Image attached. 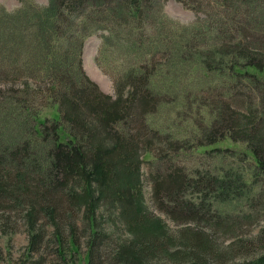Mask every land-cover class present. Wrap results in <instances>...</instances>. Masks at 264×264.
<instances>
[{
	"label": "rangeland",
	"instance_id": "obj_1",
	"mask_svg": "<svg viewBox=\"0 0 264 264\" xmlns=\"http://www.w3.org/2000/svg\"><path fill=\"white\" fill-rule=\"evenodd\" d=\"M33 1L41 7L50 3ZM28 4L25 0H0V8L8 13L26 9ZM155 11V20L162 22L167 17L180 26L184 47L187 34L198 31L208 21L204 12L188 9L179 0H157ZM124 40L109 42L108 34L99 31L85 40L80 58L85 77L105 96L119 99L121 92L127 109L126 99L132 98L140 83L138 78L128 77L139 67L130 61ZM182 56L193 60L185 53ZM172 61L175 66L166 62L162 69H154L153 78L161 86L171 84L170 72H181L177 60ZM50 68L56 70L54 65ZM5 72V67L0 68V264H264V178H257L260 171L255 160L246 155L244 138L239 137L236 143L227 140L218 153L209 150L191 155L184 172L192 181L173 193L178 188L177 183L169 181L176 171L174 159L185 151L179 147L197 146L187 138L196 117L184 116L181 111L178 116L169 105L167 112L151 113L141 106L139 95L132 103L134 110L132 105L127 110L128 114L134 112L129 117L136 123L129 127L131 133L137 126L141 132L135 154V159L140 160L139 181L135 167L130 171L125 165L123 170L115 171L114 182L76 177L61 184L54 174L46 172L45 162L36 163L41 154L35 156V150L29 156L18 152L27 132L17 131L13 110L19 114L21 107L29 103L25 98L32 93L25 89L26 85L38 88L41 83L11 78ZM121 76L122 90L115 84ZM190 89H202L206 94L212 90L209 84L197 83ZM219 92L221 89L213 90ZM49 105L45 102L43 107H36L41 120L61 115L51 107L52 103ZM85 105L89 106L87 102ZM231 107L235 108L237 125L247 126L245 104L239 101ZM70 111L67 108L64 116ZM211 118L206 108V121ZM160 130L176 135L160 136ZM7 141L11 147L3 154L1 148ZM228 143L236 145L229 147ZM201 174L206 180L196 185ZM217 178H230L237 187L233 186L231 193L214 187L213 180ZM131 182L134 187L139 185L141 196L123 199L114 193L115 187L125 190ZM199 203V213L187 212Z\"/></svg>",
	"mask_w": 264,
	"mask_h": 264
},
{
	"label": "trees",
	"instance_id": "obj_2",
	"mask_svg": "<svg viewBox=\"0 0 264 264\" xmlns=\"http://www.w3.org/2000/svg\"><path fill=\"white\" fill-rule=\"evenodd\" d=\"M25 1L29 2L28 7L15 13L0 8V68L5 67L8 77L41 83L38 88L26 85L25 89L32 93L25 98L29 103L20 108L19 114L13 110L17 131L27 132L19 144L20 155L24 152V156H29L33 150L35 156L41 154L36 163L45 162L46 172L54 174L61 184L76 177L114 182L115 171L123 170L125 165L130 171L135 167L139 181L140 160L135 159V154L141 132L137 126L136 132L131 133L129 127L136 123L129 117L134 112L128 114L127 110L130 105L134 110L132 103L140 95L141 106L151 113L167 112L169 105L178 116L181 111L184 116L196 117L187 138L197 146L179 147L185 151L174 159L176 171L169 181L177 183L178 188L173 193L192 181L184 172L191 155L209 150L218 153L224 142L231 139L236 143L239 137L245 139L246 155L255 160L260 171L257 178H264V0H179L188 9L204 12L208 20L198 31L187 34V47L182 46L184 32L175 21L167 17L162 22L155 20L157 0H49L48 7ZM99 31L108 34L109 42L126 39L122 42L127 46L125 52L139 67L135 74L128 75L138 78L140 85L135 86L137 92L132 98L126 99L127 109L121 92L119 99L105 96L84 75L80 58L84 42ZM184 53L193 60L183 58ZM171 59L177 60L181 72H170L171 84L161 86L153 78L154 69H162L166 62L175 66ZM121 79L122 76L117 78L115 84L122 90ZM193 83L209 84L212 90L207 94L202 89L192 90ZM216 89L221 92L213 93ZM35 100L39 107L52 103L51 107L61 115L41 120ZM239 101L246 106L245 127L238 126L237 117L233 116L236 112L231 106ZM67 108L71 111L64 116ZM206 108L212 116L209 121ZM144 124L148 129L145 121ZM158 133L176 135L165 130ZM4 144L1 151L7 154L11 144ZM205 180L201 174L195 183L201 185ZM213 184L230 193L233 186L237 187L230 178L214 179ZM114 189L123 199L142 195L139 185L134 187L133 182L125 190L119 186ZM200 205L187 212L199 213Z\"/></svg>",
	"mask_w": 264,
	"mask_h": 264
}]
</instances>
